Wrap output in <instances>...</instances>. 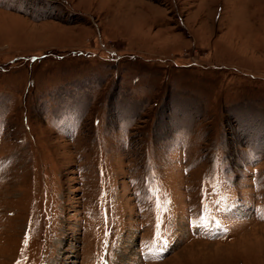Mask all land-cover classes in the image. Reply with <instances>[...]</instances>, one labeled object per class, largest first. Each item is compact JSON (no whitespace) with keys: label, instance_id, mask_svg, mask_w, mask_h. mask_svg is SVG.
Listing matches in <instances>:
<instances>
[{"label":"rangeland","instance_id":"rangeland-1","mask_svg":"<svg viewBox=\"0 0 264 264\" xmlns=\"http://www.w3.org/2000/svg\"><path fill=\"white\" fill-rule=\"evenodd\" d=\"M104 260L264 264V0H0V264Z\"/></svg>","mask_w":264,"mask_h":264},{"label":"bare ground","instance_id":"bare-ground-1","mask_svg":"<svg viewBox=\"0 0 264 264\" xmlns=\"http://www.w3.org/2000/svg\"><path fill=\"white\" fill-rule=\"evenodd\" d=\"M203 244V243H202Z\"/></svg>","mask_w":264,"mask_h":264}]
</instances>
